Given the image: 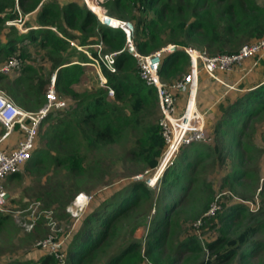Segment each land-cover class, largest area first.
Instances as JSON below:
<instances>
[{"label":"trees","instance_id":"1","mask_svg":"<svg viewBox=\"0 0 264 264\" xmlns=\"http://www.w3.org/2000/svg\"><path fill=\"white\" fill-rule=\"evenodd\" d=\"M94 2L102 12L105 8L107 15L132 22V42L139 54H148L168 44L191 46L208 55L232 53L241 44L257 39L264 32V3L256 0ZM98 7L89 5L91 11L100 16L102 13ZM33 11L39 26L26 32H20L12 26L5 27L7 20L20 18L19 15ZM91 11L73 1L60 4L55 0H0V36H4L0 38V62L2 65L11 56L19 59L16 70L10 73L0 72V90L19 107L36 110L44 102V94L53 74L55 92L62 90L71 97H78L76 111L74 108V111L65 112L67 108L63 107L43 116L39 126L48 122L46 129L40 134L45 139L43 147L34 146L26 164H43L49 158L56 164H63L70 176L73 175V179H76L86 169L78 154L82 148L88 150L101 142H111L123 134L126 128L140 127L136 138L138 146L130 148V153L135 154L149 173L156 167L164 148L158 122L144 118L147 109L156 101L155 89L139 77L135 56L122 49L125 43L123 31L97 22ZM22 41L42 50L41 57L46 72L42 65L36 69L32 64L23 62L28 48ZM70 41L81 47L95 45L100 41L101 52H116L113 70L106 68L97 59L96 46H92L95 49L88 54L98 60L100 72L105 78L103 85L99 83L97 88L84 92H77L72 88L83 74L85 66L82 62L89 60L84 53L76 52L70 46ZM74 51L79 54L78 58L75 55L76 59H72ZM187 65L186 52L176 47L161 56L159 76L164 81H171L180 77ZM237 85L245 89L236 92L230 99H219L216 103L218 114L214 122L208 125L204 121L203 132L209 140L183 145L176 158V167L162 169L160 179L163 181V188L167 190L166 195L172 189L177 190L179 195L183 194L191 181L186 174L182 175V170L176 169L179 166L183 169L181 162H189L188 170L191 171L209 151L219 161L227 153L235 159V166L225 176L228 185L242 184L243 179H253L251 168H245L243 163L252 157V150L256 147L244 137L247 124L264 114V78L254 85H246L243 80L237 82ZM107 87L112 89L113 101L107 99ZM119 101L126 102L125 106L119 105ZM3 132L0 127V136ZM211 140L213 143L209 146L210 150H207L208 145L205 143ZM59 147L65 151L60 156ZM146 188L144 182L132 181L128 190L122 191L117 200H104L97 208L86 207L61 260H57L53 254H37L35 248H30L26 251L27 259H2L0 264H95L96 255L105 242L103 239L112 231L115 220L122 218L139 199L144 198ZM261 188H264V181ZM113 194L114 191L109 195ZM71 195L72 193L69 198ZM208 201L209 197L203 195L199 200L202 207L198 210L204 211L209 205ZM165 204L159 220L152 225L144 248L135 240L127 241L101 264H142L145 261L151 264H173L175 257L172 258L170 254L162 256L160 246L163 230L170 221L168 213L173 208L169 210V204ZM189 211L190 215L198 213L196 210ZM238 212L242 213V210L235 203L218 215L217 229L220 234L204 243L205 247L212 250L208 257L196 259L198 256H194L195 251L200 250L202 245L191 236L179 242L175 253L189 251L192 253L191 258L195 260L193 264H224L227 259L236 255L247 262L256 250L264 251L263 240H251L254 233L264 229V220H258L254 226L248 225L237 234L228 236L227 223ZM3 219L4 216H0V222ZM165 245L167 246L166 243Z\"/></svg>","mask_w":264,"mask_h":264},{"label":"rangeland","instance_id":"2","mask_svg":"<svg viewBox=\"0 0 264 264\" xmlns=\"http://www.w3.org/2000/svg\"><path fill=\"white\" fill-rule=\"evenodd\" d=\"M55 1L60 4L73 1L83 9H88L90 4L98 7L94 0ZM104 1L96 0L99 4H103ZM256 1L264 3V0ZM98 9L102 15H97L103 16L104 12L99 7ZM88 10L91 11V9ZM91 12L98 22L96 13ZM18 17L20 18L7 20L5 27L12 26L20 32H26L39 26L35 21L34 11ZM3 37V35L0 36V38ZM22 43L28 48L27 56L23 62L32 64L31 66L36 69L42 65L44 72H46L41 57L42 50L34 44H27L26 41H22ZM69 44L75 48L76 52L84 53L89 60L82 62L85 66L83 74L79 77L78 82L72 85V88L77 92L97 88L99 75L93 66L92 57L88 55L90 50L95 49L92 47L95 45L81 47L72 41ZM97 51L98 48L96 47V54ZM76 52H73L72 59L78 58L79 54ZM1 82L5 83L4 80ZM55 93L57 99L65 102L64 109L67 108L65 112L74 111L78 97H71L62 90H56ZM107 99L113 101L112 95L107 94ZM118 104L125 106L126 102L119 101ZM160 116V107L156 97L155 103L147 109L144 118L158 122ZM47 125L48 122H43L39 126L40 129L36 134L34 144L35 148L43 147L45 139L40 137V134ZM0 127L5 131L1 123ZM139 133L140 127L136 129L126 128L123 134L115 137L111 142H101L88 150L82 148L78 154L86 169L77 175L76 179H73V175L70 176L68 169L63 164H56L49 158L45 163L34 166L27 165L25 161L17 171L6 175L3 184L7 192V200L0 209V216H4L0 222V260L27 259L26 251L30 248H35L37 254L43 252L53 254L57 260H61L69 239L75 233V229L79 226L80 220L87 210L86 207L97 208L100 206V202L104 200H117L122 191L128 190L132 181L144 182L147 186V192L143 199H139L135 206L128 210L127 214L115 220L112 231L110 230L103 239L105 242L96 255L95 264L103 263L112 252L127 241L135 240L141 245V248H144L149 240L152 225L156 223V220H159L165 207L164 204L167 202L170 206L169 210L173 208L168 213V220L170 219V221L167 222L163 230L160 246L162 256L170 254L172 258L175 257L173 264H193L195 262L190 256L192 253L189 251L175 253L179 242L189 236L195 238L202 245L200 250L195 251L194 256H198L196 259L210 255L212 250L205 247L204 243L213 240L220 234L217 229L218 215L230 205L239 204L242 210V213H236L227 223L229 226L228 236L230 237L248 225L254 226L258 220H264V188H261L264 181V114L250 121L245 128L244 138L256 147L255 150H252V157L243 163V166L246 165L245 168H251L252 180L243 179L242 184L228 185L229 182L225 176L235 166V159L228 156L227 153L226 156H223L225 158L219 161L217 156L209 151L201 161L194 165L191 171L188 170L189 162L183 163L182 161L183 169H180V166V168H176L182 170L183 176L186 174V177L191 178L181 195L178 194L177 190L172 191L173 189L168 191L169 195H166L167 190L162 186L160 171L162 166H164L163 168L176 167L178 164L176 158L183 146L179 148L171 163L159 165V160L149 175L148 170L143 168V163L135 157V154L130 153L132 148L138 146L136 138ZM208 140L196 141L202 143ZM3 143V141L0 142V147H7V144L3 145ZM212 143V140L205 143L208 145L207 150H210L209 146ZM58 149L59 156L65 153L62 147ZM52 154H54V150ZM118 190L119 192H117ZM113 191L114 194L110 196L109 194ZM78 195H82L84 201L81 210L74 206ZM203 195L209 197V205L204 211H201L198 210L202 207L199 200ZM189 210H196L198 213L190 215ZM75 213L76 216H74ZM251 240L264 241V229L254 233ZM165 243L167 246H164ZM42 244H45L46 247H42ZM48 245L49 247H47ZM142 264L151 263L145 261ZM224 264H264V251L256 250L247 262L236 255L227 259Z\"/></svg>","mask_w":264,"mask_h":264},{"label":"built area","instance_id":"3","mask_svg":"<svg viewBox=\"0 0 264 264\" xmlns=\"http://www.w3.org/2000/svg\"><path fill=\"white\" fill-rule=\"evenodd\" d=\"M103 11L102 18L96 14L98 21L103 25L119 28L123 31L125 43L122 49L135 56L139 77L155 89L161 114L158 125L164 142V148L158 159V161L160 160L159 165L171 163L181 146L196 140H208L203 132V114L196 105L199 72H204L227 88H233L234 84L224 83L218 73L238 70L239 78H241L251 69L250 65L243 66V61L246 58H253V65L258 58L264 56V32L257 39L241 44L237 51L232 53L208 55L191 46L168 44L148 54H139L132 42V23L114 17L115 23L109 24L111 16L107 15L104 9ZM95 46L98 48L97 59L106 68L113 70L116 52H101L100 41ZM176 47L186 52L188 57L187 69L180 77L171 81H164L160 78L158 71L160 58L163 53L170 52ZM92 60L94 62L93 66L99 75V83L103 85L105 78L100 72L98 60L95 58H92ZM18 67L19 59L11 56L0 66V72L10 73ZM107 94L112 95V89L109 87H107ZM44 98L43 104L38 109L26 110L16 105L8 95L0 90V123L5 128L0 139L12 131L18 133L13 145L0 147V209L7 200V192L3 184L5 176L17 171L29 158L43 116L49 111L62 109L65 106L63 100L57 99L54 90V76L50 78ZM179 102L181 103L179 104ZM74 206L78 210L82 209L84 206L82 195L76 197ZM76 215L75 213L74 216ZM42 247H46V245L42 244Z\"/></svg>","mask_w":264,"mask_h":264},{"label":"crops","instance_id":"4","mask_svg":"<svg viewBox=\"0 0 264 264\" xmlns=\"http://www.w3.org/2000/svg\"><path fill=\"white\" fill-rule=\"evenodd\" d=\"M88 6V5H87ZM89 8V7H88ZM263 59V60H262ZM253 58H246L243 61V66H249L251 69L243 77L239 78L240 74L238 70L231 72H220L218 76L224 83L234 84L233 88H227L222 83L213 80L207 74L200 71L198 74V85H197V95H196V105L200 112L203 114V125L204 121L208 125H211L217 117L216 103L222 98L230 99L236 92L243 90L245 88H239L237 82L242 81L246 85H254L264 78V56L258 58L255 64L252 65ZM252 65V66H251ZM237 85V86H236ZM181 102H179L180 104ZM179 109V108H178ZM18 137L17 131H12L7 134L4 138L0 139L3 141V145L7 144L10 147L14 144V141ZM2 145V146H3Z\"/></svg>","mask_w":264,"mask_h":264},{"label":"bare ground","instance_id":"5","mask_svg":"<svg viewBox=\"0 0 264 264\" xmlns=\"http://www.w3.org/2000/svg\"><path fill=\"white\" fill-rule=\"evenodd\" d=\"M86 3V2H85ZM88 9H90V8H88ZM115 23V18H113L112 16H111V19H109V24H114ZM150 181H151V179H150ZM152 182V181H151Z\"/></svg>","mask_w":264,"mask_h":264},{"label":"clouds","instance_id":"6","mask_svg":"<svg viewBox=\"0 0 264 264\" xmlns=\"http://www.w3.org/2000/svg\"><path fill=\"white\" fill-rule=\"evenodd\" d=\"M52 76H53V75H52ZM163 167H164V166L161 167V171H160V173L162 172Z\"/></svg>","mask_w":264,"mask_h":264}]
</instances>
